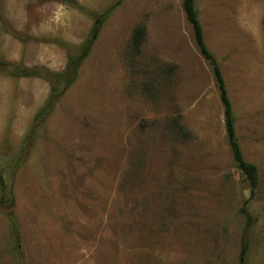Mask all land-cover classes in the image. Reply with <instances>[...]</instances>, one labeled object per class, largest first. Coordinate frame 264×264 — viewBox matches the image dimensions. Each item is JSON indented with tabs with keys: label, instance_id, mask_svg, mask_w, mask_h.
Instances as JSON below:
<instances>
[{
	"label": "rangeland",
	"instance_id": "374dc122",
	"mask_svg": "<svg viewBox=\"0 0 264 264\" xmlns=\"http://www.w3.org/2000/svg\"><path fill=\"white\" fill-rule=\"evenodd\" d=\"M194 1L254 193L181 0H0V173L14 198L0 206V264H264V0ZM104 14L77 78L34 123Z\"/></svg>",
	"mask_w": 264,
	"mask_h": 264
},
{
	"label": "trees",
	"instance_id": "16d2710c",
	"mask_svg": "<svg viewBox=\"0 0 264 264\" xmlns=\"http://www.w3.org/2000/svg\"><path fill=\"white\" fill-rule=\"evenodd\" d=\"M181 6L185 20L187 21V23L191 28L196 48L200 56L207 61V63L211 68L215 82V87L218 92L219 101L223 108L224 129H225L227 144L237 170L240 172L242 177L247 181L249 185V193L251 195L254 193V190L256 189L257 186V181H258L257 167L254 164L246 162L242 156V152L235 135L234 115L230 100L227 95L224 79L222 77L221 70L219 68V65L215 57L208 50L205 44L203 37V29L199 22L198 14L195 9V1L181 0ZM106 16L107 14L99 15V16L97 15L95 17L90 36L88 37V40L84 42L78 54L70 56L67 59L66 66L61 73L50 77V90H49L50 93L48 100L35 114L34 123H37L39 125L44 124L45 120L51 114L54 105L56 104L58 99L65 93V91L75 81V79L77 78L79 68L86 59V57L88 56ZM145 32H146L145 28L142 25H139L134 28L132 32L131 46H130V50L133 54H138L140 52V48L145 37ZM23 74L25 76L28 75V73L26 72H24ZM30 130L28 136H26L22 142V147L20 148L19 151L20 155L26 152L27 150L26 147H29L31 145L33 128L32 129L30 128ZM13 203H14L13 194L11 190H8L5 179L0 173V206L5 205L9 207L12 206ZM7 218L11 231V237L15 243L14 250L18 256H21L22 253H21V244H20V235H19V225L17 219L12 212H10L7 215Z\"/></svg>",
	"mask_w": 264,
	"mask_h": 264
}]
</instances>
